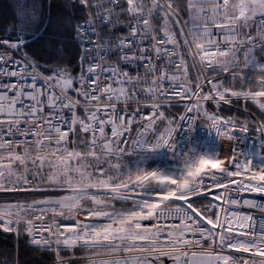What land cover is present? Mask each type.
Wrapping results in <instances>:
<instances>
[{
	"label": "snow or ice",
	"instance_id": "snow-or-ice-1",
	"mask_svg": "<svg viewBox=\"0 0 264 264\" xmlns=\"http://www.w3.org/2000/svg\"><path fill=\"white\" fill-rule=\"evenodd\" d=\"M73 3L78 75L31 52L38 4L0 37V229L54 264H264V118L219 115L242 98L264 117V0ZM198 121L233 150L182 144Z\"/></svg>",
	"mask_w": 264,
	"mask_h": 264
},
{
	"label": "trees",
	"instance_id": "trees-1",
	"mask_svg": "<svg viewBox=\"0 0 264 264\" xmlns=\"http://www.w3.org/2000/svg\"><path fill=\"white\" fill-rule=\"evenodd\" d=\"M33 3L40 5L37 30L44 27L45 24L46 30L33 42L31 52L41 60L56 59L63 66L69 68L74 75H78L81 45L74 39V25L87 19V16L84 14V8L78 3H73V0H0V37L4 36L5 31L12 27L19 9ZM66 4L73 6L65 7ZM61 40L66 42L61 44ZM68 40L71 42H67ZM59 47H63V52L57 51ZM191 71L192 69H190ZM208 107L213 106L210 104ZM178 111H183V108L178 107ZM219 114L223 117L231 116L249 121L264 118L258 105L252 101L242 100L220 104ZM255 133L257 134L254 127L250 126L247 134L257 136ZM150 164L152 167H156L158 160L151 161ZM116 205L118 208L121 206L119 201L116 202ZM13 258L18 261V264H54L55 261L53 253L37 251L35 247L31 246L26 234H22L18 239L14 233H4L0 229V260L8 259L11 264Z\"/></svg>",
	"mask_w": 264,
	"mask_h": 264
},
{
	"label": "built area",
	"instance_id": "built-area-1",
	"mask_svg": "<svg viewBox=\"0 0 264 264\" xmlns=\"http://www.w3.org/2000/svg\"><path fill=\"white\" fill-rule=\"evenodd\" d=\"M85 20L81 21L80 23L84 22ZM93 39H94V37H93ZM181 103H192V101L185 100V101H182ZM130 110H134V106H132V108H130ZM142 111H144L146 114H150L149 109H142ZM237 135H241V134L237 133ZM178 138L182 144L188 143V145L190 147L194 148L195 150H197L199 152H206V151H209V149H215L221 156H223L226 153L231 152L233 150V143L232 142L224 141L222 139L217 138L215 136V132L210 131L207 128L206 124H204L201 121L197 122V128L191 134L190 140L188 139V137L185 133H180ZM225 143H228V145L226 146ZM258 143L259 142H258V140H256L255 136H251L249 134H246V136H244V139L235 145V149L238 153L241 151L247 152L249 150L256 151L257 150L256 146L258 145ZM225 149H226V152H225ZM255 163H259V161L257 160V161H255ZM173 164H174V161H172L171 164H168L164 167H170ZM221 191H223V190H221ZM216 203L219 204V203H221V201L218 200V201H216ZM245 211H247V210H245ZM80 219L84 220L85 217L81 216ZM62 223H63V226L65 228L72 227L74 225V222H72V221H63ZM144 224L150 225L151 222L145 221ZM209 227H211V225H209ZM28 240H29V238H28ZM29 243H30V241H29ZM33 247H35V246H33Z\"/></svg>",
	"mask_w": 264,
	"mask_h": 264
},
{
	"label": "rangeland",
	"instance_id": "rangeland-1",
	"mask_svg": "<svg viewBox=\"0 0 264 264\" xmlns=\"http://www.w3.org/2000/svg\"><path fill=\"white\" fill-rule=\"evenodd\" d=\"M207 87H210V85H208ZM205 91H207V88L205 89ZM232 99V101H235V100H237V99H234V98H231ZM239 100H242V101H245V100H243L242 98L241 99H239ZM248 101H251V100H248ZM209 103V104H208ZM222 103H224V102H220V104H222ZM181 104H183V103H181ZM212 105L213 107H208V105ZM205 107L209 110V112L210 113H212V112H216L215 110H216V107H215V104L212 102V101H207L206 103H205ZM183 111H178V107H174V108H172V109H165V113H167L166 115H170V116H173V117H176V116H178L179 114H181ZM220 115V114H219ZM255 135H259V133H255ZM257 136H255V137H257ZM227 144V143H226ZM228 145V144H227ZM172 163V160H170V159H168V160H166L165 159V156H161L159 159H158V165L160 166V167H164V166H166V165H168V164H171ZM167 259L165 258V262L167 263Z\"/></svg>",
	"mask_w": 264,
	"mask_h": 264
},
{
	"label": "water",
	"instance_id": "water-1",
	"mask_svg": "<svg viewBox=\"0 0 264 264\" xmlns=\"http://www.w3.org/2000/svg\"><path fill=\"white\" fill-rule=\"evenodd\" d=\"M166 264H171V262L170 261H167V263Z\"/></svg>",
	"mask_w": 264,
	"mask_h": 264
},
{
	"label": "bare ground",
	"instance_id": "bare-ground-1",
	"mask_svg": "<svg viewBox=\"0 0 264 264\" xmlns=\"http://www.w3.org/2000/svg\"><path fill=\"white\" fill-rule=\"evenodd\" d=\"M228 144V143H227ZM227 144L225 143V145L227 146ZM225 152H226V149H225Z\"/></svg>",
	"mask_w": 264,
	"mask_h": 264
},
{
	"label": "crops",
	"instance_id": "crops-1",
	"mask_svg": "<svg viewBox=\"0 0 264 264\" xmlns=\"http://www.w3.org/2000/svg\"><path fill=\"white\" fill-rule=\"evenodd\" d=\"M186 18V17H185Z\"/></svg>",
	"mask_w": 264,
	"mask_h": 264
}]
</instances>
